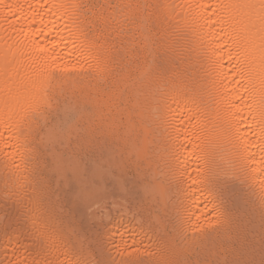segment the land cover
Here are the masks:
<instances>
[{"label": "bare ground", "instance_id": "bare-ground-1", "mask_svg": "<svg viewBox=\"0 0 264 264\" xmlns=\"http://www.w3.org/2000/svg\"><path fill=\"white\" fill-rule=\"evenodd\" d=\"M110 189L137 224L71 234ZM0 264H264V0H0Z\"/></svg>", "mask_w": 264, "mask_h": 264}, {"label": "rangeland", "instance_id": "rangeland-1", "mask_svg": "<svg viewBox=\"0 0 264 264\" xmlns=\"http://www.w3.org/2000/svg\"><path fill=\"white\" fill-rule=\"evenodd\" d=\"M135 40L138 41L137 36ZM135 45H138V44H135ZM138 46H140V43ZM59 109L60 111L64 112L66 115V118L64 120L65 123L61 124L60 127L55 126L54 131L56 133H58L59 131H63L64 135L54 136V138L51 141L48 140L47 142L44 143L43 147L41 146L40 153H33V154L31 153V154L36 156L37 161L41 159L40 161L47 162V164L55 163L59 168H66V169H69V171L71 172L78 168L79 166L78 159L81 160V158H83L82 156L84 152H79V150L76 148L69 149L76 144L77 138H75V133L81 128L79 124H75V121H74L75 116L72 117V113H74L73 106H71L70 108H65L62 105ZM98 154L99 153H96V156ZM129 154L130 153L124 154V161H123L128 167V170H129L127 174L128 176L130 175L132 171H135V170H141V169L149 170L150 168H153V163H151V161H147L144 159L142 160L140 153H137L139 156V162H137L138 156L135 155L136 163L132 164L130 161ZM153 154H154L153 156L155 157V156H160L163 153H153ZM82 160L84 162V159ZM129 165H132V166H129ZM65 177L66 176H63V177L58 176L57 180H54L56 177H54L53 180L55 181L57 185L56 187L59 188L57 191H60L63 189L65 196H66V194H68V185H62V181L65 180ZM110 192L112 193V189H110ZM117 198L118 197H115L113 193L104 194L101 192H97V193L93 192L89 195L85 194L84 196L81 197L82 207L83 209L86 208L85 218L84 217H82L81 219L78 218L77 221L73 223V225L66 227V228L69 229L71 234L77 231V235L85 234L89 236L90 234L98 232L101 229L102 230L106 229L108 227L107 225L111 224V223L109 224V221L112 222L113 220H115V218L117 219V217L124 215V214L131 217L134 220V223L137 222V220L135 221L137 217L135 212L136 210L140 211L141 206L145 204L143 201L144 199L142 200L141 198L140 200H137L133 198L135 200V202L133 203L132 202L133 199H127V201H123V199H119V198L117 199ZM57 210L59 209L57 208ZM64 210H65V207H63V210H60L62 213V216L68 217V218L71 217L70 214L65 213L66 210L65 211ZM149 222H151L152 224H155L157 222L156 216L149 218ZM140 238L142 239V237ZM90 245H91L90 247L91 249L96 247L92 244ZM146 252L149 253L147 255H150V256L157 255L156 247L154 246L153 247L150 246L146 250ZM116 255H118V253Z\"/></svg>", "mask_w": 264, "mask_h": 264}]
</instances>
